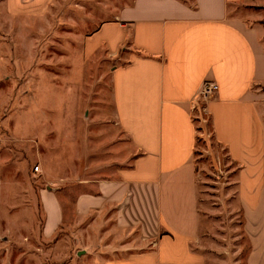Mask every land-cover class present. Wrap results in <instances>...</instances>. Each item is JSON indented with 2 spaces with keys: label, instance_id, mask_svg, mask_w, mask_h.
<instances>
[{
  "label": "rangeland",
  "instance_id": "374dc122",
  "mask_svg": "<svg viewBox=\"0 0 264 264\" xmlns=\"http://www.w3.org/2000/svg\"><path fill=\"white\" fill-rule=\"evenodd\" d=\"M132 1L51 0L39 9L23 0L13 10L0 0V264H100L151 248V214L117 217L113 206L73 213L76 197L90 192L85 165L109 177L129 151L110 123L115 62L85 54L83 39ZM228 12L255 27L264 53V0L235 3ZM253 93L264 122V78ZM195 125L201 228L192 248L203 264H264V181L262 197L243 201L239 166L213 140L207 113ZM48 189L58 192L64 219L45 237L40 194Z\"/></svg>",
  "mask_w": 264,
  "mask_h": 264
},
{
  "label": "crops",
  "instance_id": "0c3cea01",
  "mask_svg": "<svg viewBox=\"0 0 264 264\" xmlns=\"http://www.w3.org/2000/svg\"><path fill=\"white\" fill-rule=\"evenodd\" d=\"M5 1L16 10L23 0ZM50 1L28 0L39 9ZM248 1L193 0L192 6L181 0H133L83 39L85 54L102 52L115 62L109 70L110 123L129 151L117 163L123 167L109 177L85 165L90 192L76 197L73 213L86 216L113 206L119 208L117 217L131 210L137 221L149 214L154 220L145 239L151 248L100 264H203L192 248L201 213L199 139L190 106L206 80L217 85L205 111L213 140L239 166L238 196L246 203L262 197L264 122L253 84L264 78V53L255 27L228 12L230 5ZM2 189L0 184V198ZM57 193L40 194L45 237L64 219Z\"/></svg>",
  "mask_w": 264,
  "mask_h": 264
},
{
  "label": "built area",
  "instance_id": "2783aa9c",
  "mask_svg": "<svg viewBox=\"0 0 264 264\" xmlns=\"http://www.w3.org/2000/svg\"><path fill=\"white\" fill-rule=\"evenodd\" d=\"M216 91H217V85L213 80H206L203 83L200 92L198 93V95L193 100V102L191 103V106H190L191 115H192L194 122H195V119L196 120H199V119L202 120L203 113H206L205 107H201L199 105V102L200 101H202V103L206 102L208 99H210L213 96V94ZM197 112H198V115H197ZM194 113H196V117H194ZM37 170H38V168H37Z\"/></svg>",
  "mask_w": 264,
  "mask_h": 264
},
{
  "label": "trees",
  "instance_id": "16d2710c",
  "mask_svg": "<svg viewBox=\"0 0 264 264\" xmlns=\"http://www.w3.org/2000/svg\"><path fill=\"white\" fill-rule=\"evenodd\" d=\"M199 139V138H198ZM199 141V140H198Z\"/></svg>",
  "mask_w": 264,
  "mask_h": 264
}]
</instances>
